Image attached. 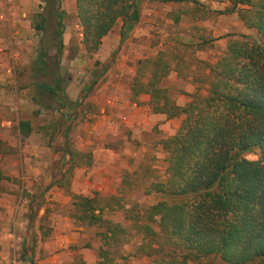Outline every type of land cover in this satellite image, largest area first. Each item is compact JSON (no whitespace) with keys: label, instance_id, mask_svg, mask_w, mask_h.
<instances>
[{"label":"trees","instance_id":"1","mask_svg":"<svg viewBox=\"0 0 264 264\" xmlns=\"http://www.w3.org/2000/svg\"><path fill=\"white\" fill-rule=\"evenodd\" d=\"M76 1L88 51H98L104 37L121 20L123 41L140 19L139 0ZM211 1L230 2L219 13L237 12L256 36L238 34L216 62H205L209 73L202 74L200 85L184 106L177 104L164 85L170 70L160 58L147 59L149 74L136 76L133 84L135 95L151 96L155 112L166 113L168 118L182 117L176 134L162 141L168 178L151 186L167 198L152 204L142 220L135 222L143 239L151 242L140 248L154 257L150 264H194L213 254L227 264H264V0ZM56 2L57 51L61 54L66 12L61 0ZM40 17L34 27L44 33L47 16L41 13ZM45 56L41 47L34 72L47 70ZM63 82L59 72L53 83L36 80L34 87L37 93L62 100L66 95ZM32 129L30 120H20L22 136ZM64 148L68 166L55 185L69 190L75 169L91 165L93 159L87 150L77 149L74 136L66 140ZM254 150L259 151L257 159L245 157ZM4 178L0 171V181ZM38 195L30 200V227L36 207L42 206L41 201L34 206ZM71 195L75 217L102 229L98 232L102 243L97 264H125L116 261L113 251L131 240L130 229L119 216H106L98 194ZM24 247L27 252L26 239Z\"/></svg>","mask_w":264,"mask_h":264},{"label":"rangeland","instance_id":"2","mask_svg":"<svg viewBox=\"0 0 264 264\" xmlns=\"http://www.w3.org/2000/svg\"><path fill=\"white\" fill-rule=\"evenodd\" d=\"M174 1L180 3L178 9L185 8L188 12L195 6L204 8L194 0ZM197 1L203 4L201 0ZM0 2V26L6 24L7 27L14 28V23L20 24L16 21L17 18L29 20L25 28L28 34L26 38L21 36V30L17 38L16 33L13 37V33L17 32L15 28L11 30L12 35L8 36V42L0 45V171L5 176L0 181V264H97L102 243L98 232L102 229L88 226L75 217L71 193L90 196L98 194L102 197L99 205L105 208L106 216H119L130 229L131 240L113 251L116 261L125 264H150L154 257L140 248L151 242L143 239V234L136 229L135 222L142 220L145 210L152 204L167 198L164 194L151 190V186L168 178L167 152L162 141L176 133H164L161 137L149 139L148 152L142 150L143 142L138 137L132 138L130 133L129 139L109 133L108 139L103 141L100 131L97 130V122L115 89L109 83L112 78V71L109 69L118 62L123 43L118 47L109 45L103 52L102 42L98 51H88L84 45L83 27L77 16V1L61 0V9L66 12V18L64 48L60 54L57 51L56 0ZM28 10L30 13L24 15ZM41 13L47 16L44 33L34 27L41 19ZM186 17L189 19V16ZM121 24L122 20L111 32L119 34ZM241 33L244 32H230L229 41ZM247 34L256 36L249 28ZM216 44L221 48L220 42ZM41 47L47 52V70L34 72V62ZM176 49L182 53L184 61L180 64L186 71H189V63L195 66L194 71L199 73L200 83L202 74H207L209 69L201 59V63L198 62L199 47L189 44ZM173 52L177 53L175 50ZM145 54L149 56L134 58L133 75L125 78L129 82L127 87L133 89L136 76L149 74L151 66L146 60L152 59V55L149 52ZM157 58L166 63L176 61L174 54L168 49L159 50ZM59 72L64 78V99L35 91L36 80L53 83ZM164 80V85L175 101L180 90L187 94L181 85H173L166 78ZM182 85L188 87L186 83ZM21 119H28L32 123V132L27 136L20 133ZM69 127L72 129L67 132ZM125 133L127 135L128 132ZM72 136L77 149L90 152L92 159L99 162L97 164L113 163L115 159L121 158L136 166V171H127L118 182L114 178V181L108 183L107 193L84 183V167L75 170L70 191L55 185L68 166V154L64 146L66 140ZM86 137L90 139V143L86 142ZM127 147L134 149L137 154L128 153ZM258 152H246L245 157L257 159ZM112 189L120 195H106ZM33 195L39 196L34 206L40 201L42 206L36 207L35 222L30 227L28 212ZM63 236L68 238L65 246L58 244L59 238ZM25 239L27 252L24 247ZM32 240H35L33 247ZM194 264L227 263L213 254L195 260Z\"/></svg>","mask_w":264,"mask_h":264},{"label":"crops","instance_id":"3","mask_svg":"<svg viewBox=\"0 0 264 264\" xmlns=\"http://www.w3.org/2000/svg\"><path fill=\"white\" fill-rule=\"evenodd\" d=\"M201 1L204 8L200 9L195 6L188 12L185 8L178 9L180 3L174 0H139L140 19L133 29L128 32L126 38L122 41L121 33L113 34V32H110L104 38L103 52L109 45L118 47L121 42L123 45L120 49L118 62L112 64L109 69V71H112V78L109 83L115 89H113L112 96L107 100L108 104L102 109L97 122V130L100 131V137L103 141L108 139L109 133H113L112 135L119 134L126 139H129L128 134L130 133L133 135L132 138L138 137L143 142L141 148L148 152L150 150V145L147 143L149 139L161 137L164 133L174 134L180 127L182 117L168 118L166 113L155 112L149 94L140 93L135 95L133 89L126 86L129 82L125 81V78L127 79L128 75H133V60L135 57H147L149 55L145 54L146 52L151 54L154 52L150 50H155L156 52L151 54L154 60L157 58L159 50L162 49H168L172 55L174 54L176 61L168 62L170 71L165 78L171 84H179L185 89L187 94L180 90L176 98L177 104L184 106L191 100V94L196 92L200 85L199 73L194 71L195 66L192 63L188 64L189 71L182 67L180 63L184 61V58L176 48L189 44L196 45V47H199L198 62L201 63V59L202 63L203 61L213 63L218 59L217 55L222 54L227 49L228 41L231 38L230 32L234 30L248 32V27L240 20L237 12L219 13L220 10L230 6V2ZM190 4L193 5V3ZM28 13H30L29 10L24 15L27 16ZM186 16H189V19ZM24 19L17 18L16 20L15 18L20 24L14 23V28L12 26L9 28L6 24L0 26V45L8 42V36L12 35L11 30L15 28L17 32L13 33V37L16 33L17 38L20 30L22 31L21 36L25 38L28 36L25 28L28 26L29 20ZM19 27L22 29H19ZM225 35L226 37H224ZM27 41L31 42L32 40ZM218 42L221 43V48H218V44H216ZM182 43L185 45H182ZM212 43L215 44L212 45ZM151 46L153 47L151 48ZM174 50L177 53H174ZM182 83H186L188 87H184ZM123 116H126V120H122ZM157 130L160 132H157ZM125 132H128L127 135ZM84 139L87 140V143H90L88 137ZM126 151L132 154L135 150L127 147ZM134 154L136 155L137 152ZM97 163L99 162L93 159L91 165L82 166L85 173L84 183L105 193L109 191L107 189L108 183L114 181V178L118 182L120 177L126 174L127 171H136L137 169L136 166L130 165L127 160L121 158L115 159L113 163ZM111 191L106 195H120L114 189ZM67 241L68 238L63 236L59 238L58 244L65 246Z\"/></svg>","mask_w":264,"mask_h":264},{"label":"built area","instance_id":"4","mask_svg":"<svg viewBox=\"0 0 264 264\" xmlns=\"http://www.w3.org/2000/svg\"><path fill=\"white\" fill-rule=\"evenodd\" d=\"M122 120H126V116H123V117H122Z\"/></svg>","mask_w":264,"mask_h":264}]
</instances>
